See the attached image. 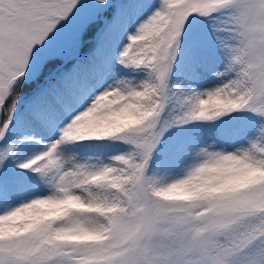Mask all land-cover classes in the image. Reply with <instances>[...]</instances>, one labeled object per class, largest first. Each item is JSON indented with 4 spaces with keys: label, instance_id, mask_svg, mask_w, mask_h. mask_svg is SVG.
Wrapping results in <instances>:
<instances>
[{
    "label": "snow or ice",
    "instance_id": "1",
    "mask_svg": "<svg viewBox=\"0 0 264 264\" xmlns=\"http://www.w3.org/2000/svg\"><path fill=\"white\" fill-rule=\"evenodd\" d=\"M95 5L0 0V264H264V0H160L106 66L48 83L38 46ZM202 21L223 66L203 92ZM234 114L255 119L233 150L189 131Z\"/></svg>",
    "mask_w": 264,
    "mask_h": 264
},
{
    "label": "rangeland",
    "instance_id": "2",
    "mask_svg": "<svg viewBox=\"0 0 264 264\" xmlns=\"http://www.w3.org/2000/svg\"><path fill=\"white\" fill-rule=\"evenodd\" d=\"M160 0H148L145 4L143 11L140 13L131 12L129 15V20L126 25V30L123 31L124 35L120 39L121 45L126 46L128 41V37L134 35L139 27L140 23H142L145 19H147L158 7ZM107 8L103 9V11H93L86 7L85 9H81L80 11L74 12L70 17H73L75 20H81L84 22H93L97 24L98 20H105L107 22ZM65 21H61L57 26V29L50 35L49 39L45 42V45L37 48L36 55L39 56L44 54L50 47L56 42L63 30L65 25ZM199 31L206 36L203 49L201 51V60L203 63V67L200 69V77L198 81H191L193 87H195L198 91H205L207 89L215 88L219 83V78L212 75L213 72L218 70H223L222 61L220 56L216 53L214 44L212 42V38L209 34H207V21H202L200 24ZM56 51H54V55ZM107 63L105 64V66ZM111 75L108 78V82L112 83L114 80H129L139 82L143 79H146V74H142L137 72L135 74H129L127 70L123 69L121 65L118 63H113L110 69ZM82 74H85L81 72ZM176 80L183 81L182 87L187 91V84L189 80L187 78V69H177L176 70ZM95 83H99L100 80L97 78ZM254 116L248 114L244 117L245 121L254 120ZM190 132L201 134L203 140L209 144H217L220 147L227 148L228 150H233V144H225L224 138L219 135L217 131V125L215 122H209L206 124H199L198 126H190ZM246 128V125L242 127V129ZM220 147L217 150H220ZM123 149L126 151L127 146H123ZM80 155V154H78Z\"/></svg>",
    "mask_w": 264,
    "mask_h": 264
},
{
    "label": "trees",
    "instance_id": "3",
    "mask_svg": "<svg viewBox=\"0 0 264 264\" xmlns=\"http://www.w3.org/2000/svg\"><path fill=\"white\" fill-rule=\"evenodd\" d=\"M114 0H109V6H100L95 5L88 7V9L93 11L101 12L103 9L107 8L108 16L110 20L106 23L99 35L97 31L102 25V20H98V23L93 22H84L81 20H75L73 17H69L63 30L56 42L47 50L44 54L40 55L41 58L47 64V71L45 75L47 76L54 68L60 65L63 60L70 55L71 53L81 49L82 55L78 58H74L63 68H61L49 81L48 83L54 84L61 80L63 77L71 75L79 67L80 72L87 74L94 62L98 63H107L108 56L111 52H114L118 47L121 46L120 39L124 35L123 31L119 32L117 35L108 38L107 32L109 25L117 17L118 13L122 8L126 7V1H123L118 8L113 12V3ZM88 3H91V0H88ZM131 13V12H130ZM128 13V16L129 14ZM74 36H79L80 39L76 46L72 45V38ZM103 50V55L101 51ZM54 51L56 54L54 55ZM100 55V61H97V57ZM146 74L144 72H140ZM246 115L234 114L232 119L224 118L222 122H215L219 133L224 137L231 133L233 129H241L244 126V117ZM188 128H190L188 126ZM90 154V153H82Z\"/></svg>",
    "mask_w": 264,
    "mask_h": 264
},
{
    "label": "water",
    "instance_id": "4",
    "mask_svg": "<svg viewBox=\"0 0 264 264\" xmlns=\"http://www.w3.org/2000/svg\"><path fill=\"white\" fill-rule=\"evenodd\" d=\"M121 1H123V0H116V2H115V3H116V6H115V7H117V5H118ZM75 55H76V53L73 54V55H71V56H69L65 61H63V63H62L59 67L55 68V69L52 71V73H51V75H50L49 77H51L53 74H55V73L58 71L59 68H61L64 64H66V62H68L70 59H72Z\"/></svg>",
    "mask_w": 264,
    "mask_h": 264
}]
</instances>
